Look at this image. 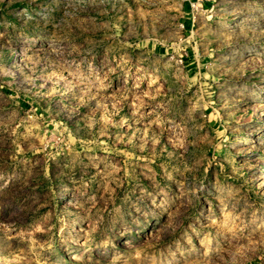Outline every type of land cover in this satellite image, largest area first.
<instances>
[{
    "label": "rangeland",
    "instance_id": "1",
    "mask_svg": "<svg viewBox=\"0 0 264 264\" xmlns=\"http://www.w3.org/2000/svg\"><path fill=\"white\" fill-rule=\"evenodd\" d=\"M0 264H264V0H0Z\"/></svg>",
    "mask_w": 264,
    "mask_h": 264
}]
</instances>
